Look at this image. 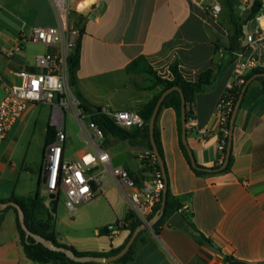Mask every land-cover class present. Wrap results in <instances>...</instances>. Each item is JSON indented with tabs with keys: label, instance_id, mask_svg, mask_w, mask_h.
<instances>
[{
	"label": "crops",
	"instance_id": "1",
	"mask_svg": "<svg viewBox=\"0 0 264 264\" xmlns=\"http://www.w3.org/2000/svg\"><path fill=\"white\" fill-rule=\"evenodd\" d=\"M233 14L243 21L255 1L233 0ZM210 3L222 7L217 19L206 10ZM78 7L74 19L83 32L80 35V62L76 72L77 86L89 104L111 110L137 111L164 87L154 84L151 75L131 72L129 67L145 58L153 70L163 78H171L174 62L188 81L216 69L231 59L227 49L229 38L235 32L229 0H72ZM24 18L18 36L11 38L0 34V99L6 88L15 84L24 71H36L37 59L54 50L31 40L34 27L57 26L58 21L50 0H0V9ZM95 13V14H94ZM29 20V21H28ZM28 21L31 26L26 24ZM253 20L243 25V33ZM28 27V28H26ZM1 33V32H0ZM12 43V46H10ZM43 48L34 58L25 51L24 44ZM226 55L229 57L226 59ZM226 59V61H225ZM232 84L230 64L216 86L198 93L194 104V118L187 125V142L196 163L203 168L221 165L218 146L220 122L217 113L222 95ZM76 88L69 87L75 95ZM51 110L44 128V146L48 125L56 129L63 125L68 143L79 142L74 157L65 146L64 155L75 159L80 153L94 150V144L81 131L66 128L64 117L50 104ZM45 109L31 108L19 119L0 144V201L5 202L18 193L23 177L32 176L34 182L42 171L25 168L18 155L23 149V137L35 112ZM74 118L75 110L70 109ZM82 126V125H81ZM155 126L159 132L162 157L166 166L168 188L181 206V227L161 226L156 233L146 230L137 248L135 259L128 264H226L229 256L246 264H264V87L259 77L253 79L239 107L232 135V168L225 172L198 174L186 159L180 146L176 111L169 107L158 112ZM133 131L136 129H127ZM43 146V151H44ZM110 157L112 167L127 169L135 178H141L145 156L150 154L145 136L123 140L107 132L101 144ZM42 151V157H43ZM27 156V150L24 157ZM100 185L98 195L106 204L102 213L106 218L100 230L114 221H123L132 210L131 190L122 189L113 173L98 167ZM45 216L40 220H46ZM60 244L78 251L95 252L115 250L123 246L129 230L117 233L64 237L53 227ZM0 264H36L26 257L20 244L16 214L0 217ZM121 264V263H108Z\"/></svg>",
	"mask_w": 264,
	"mask_h": 264
},
{
	"label": "built area",
	"instance_id": "2",
	"mask_svg": "<svg viewBox=\"0 0 264 264\" xmlns=\"http://www.w3.org/2000/svg\"><path fill=\"white\" fill-rule=\"evenodd\" d=\"M50 1L58 24L34 27L31 40L53 47L54 50L37 59L36 71L19 73L20 84H11L6 88L0 99V144L15 123L35 106L53 105L61 115L65 109L75 110L83 126L84 135L95 148L92 151L80 153L75 159H68L64 155L67 142L66 131L62 124H56L55 137L46 146L44 152L43 187L45 192L48 195H54V199H57L63 191L66 196L65 204L73 211L79 205L98 196L97 187L100 185V179L96 171L98 167L103 166L113 173L122 189L131 190L132 210L141 223L148 224L154 210L162 200L164 189L162 174L146 173L141 178H134L127 169L110 165L109 154L101 147L105 137L102 129L92 121L90 112L82 111L77 97L68 91L70 87L68 59L76 49L81 34L80 28L72 18V15L78 12V7L72 5V0ZM206 10L213 19H217L222 7L219 3H210L206 6ZM252 20L255 26L243 34L238 49L230 53L232 84L228 89L241 86L249 72L264 70V2ZM231 110V100L218 103L220 126L227 121ZM100 111L116 126L123 129H140L145 125L144 118L137 111L109 108H100ZM87 118L89 121L85 122ZM222 131L224 134L218 146L221 164L224 161L225 138L229 134L227 130ZM144 161L155 163L158 160L151 152L145 156ZM179 211L184 212L189 209L184 206ZM124 226L125 222L120 221L106 226V229L109 233H117Z\"/></svg>",
	"mask_w": 264,
	"mask_h": 264
},
{
	"label": "trees",
	"instance_id": "3",
	"mask_svg": "<svg viewBox=\"0 0 264 264\" xmlns=\"http://www.w3.org/2000/svg\"><path fill=\"white\" fill-rule=\"evenodd\" d=\"M234 1L229 0V5L232 10V20L235 25V32L233 35L230 36L229 38V44H228V51L231 53L232 51L238 49L240 45V40L243 36V25L247 24L249 21H251L254 16L259 12L262 2L261 1H255L253 5L251 6L250 10L248 11V14L244 17L243 21L239 22L235 15L233 14V7H234ZM74 13L72 15V18L75 22V24L80 28L79 22H77L74 19ZM83 32V28H80V33ZM81 35V34H80ZM79 42L80 38L78 40V44L76 47V52H72L71 55L69 56L68 59V67H69V84L72 88H76L77 86V77H76V72L79 67V62H80V53H79ZM231 63V59L228 60L226 63L220 64L216 69H208L204 72H202L198 79L196 81H188L186 80L183 75L181 74L179 70V65L177 62H174L171 67H170V72H171V78H163L159 76L151 67V65L148 64L145 58H140L132 63V65L129 67V70L131 72H145L149 75H151L154 79V84L156 85H162L164 87L163 91L152 98L148 103L143 105V107L139 110V114L144 118L145 120V125L144 127L140 129H136L133 131H129L127 129H123L121 127L116 126L110 118L107 116L103 115L100 111V108L97 112H92L89 107H88V101L81 95L80 91L76 88V93L75 96L80 102V108L84 112H90L91 113V119L94 121L98 126L102 129L104 136L107 132H110L114 134L115 136L119 137L120 139L123 140H129V139H135L139 136H145L148 140L149 143V148L152 153H154L153 146L151 144V139H150V133H149V123L151 120V117L153 115V112L156 107V103L161 96V94L169 88L172 87H177L178 90H174L170 92L169 94L166 95L164 98L162 105L160 107V110L163 108H173L176 111L177 114V119H178V129H179V135H180V146L181 149L184 152V155L186 156V159L188 162H190L189 154H188V148L184 144L182 140V121H181V116H182V97L181 93L184 96L185 103H186V118H187V123L194 118V104H195V98L198 93L202 92H207L212 90L216 84L219 82L220 78L222 77L225 69L227 66ZM264 70H253L249 72L246 77H245V82L239 86V87H233L231 89H227L226 92L222 95L221 99L219 102L224 101L228 102L231 100V112L228 115L227 121L224 123V125L220 126V138L223 137V129L229 131L230 128V119L232 116V111L234 107L237 104V101L240 97V94L242 92V89L244 85L256 74L262 73ZM260 80L263 82V87H264V77H259ZM159 110V111H160ZM56 129L48 125L47 127V132H46V138H45V146H44V151H43V157H42V171H43V159H44V152L46 149V146L53 141L55 137ZM154 137H155V142L156 146L162 156V147H161V142H160V136L159 132L155 126V131H154ZM226 145L224 148V159L226 156L227 152V144H228V136L225 138ZM221 158V155H220ZM223 159V160H224ZM234 162V156L233 152L231 150L229 162L227 165V168L222 171H229L232 168ZM144 167L141 169L140 174H154V173H161V167L159 165V162L156 161L155 163H150L148 161L143 162ZM192 169L198 173V174H209L203 167H193ZM130 173V172H129ZM132 177L133 174L130 173ZM42 191L44 190L43 187V174L40 175L38 178L37 182V188L34 193V195L26 196V197H18L13 195L10 197L7 201H14L16 202L23 210L24 216H25V223L27 228L32 232L37 235H40L46 239H49L53 241V243L56 246H61V247H66L71 249L76 255L83 256V255H93V256H102V257H109L112 255H115L119 253L128 240L130 239L131 235L135 231L137 227H139L142 223L136 218V215L133 210H130L123 222H125L124 228L129 230V236L126 240V242L123 244L122 247L115 249V250H109V251H95V252H82L76 250L72 246H67L64 244H60L57 241L56 235L54 233L53 227H54V217L49 213L45 211V198L42 196ZM52 202L54 204L57 203V199H53ZM162 202V200H161ZM161 202L157 205L156 209L154 210V213L150 217V219L156 214V212L160 209ZM0 203H2L0 201ZM8 209H13L15 214H16V224H17V229L19 232V237H20V244L24 250V253L27 258L32 260L36 264H99L96 262H89V263H79L71 260L67 255H65L62 252H56L52 251L49 248L45 247L43 244L37 242L33 237L27 236L25 231L22 229L20 222H19V216H18V211L13 208V207H7L5 210ZM181 209V206L177 203V201L173 198L170 189L168 188L167 192V201H166V207H165V212L161 216V218L153 225V230L154 232L158 233L159 229L161 226L165 225L167 221L177 212ZM4 211V210H3ZM45 211L46 212V220H40L39 215ZM0 212V216H1ZM100 234H105L108 233V230L106 227L99 232ZM145 233V230H142L138 237L136 238L134 244L131 246L130 250L122 257L119 259L113 261L114 263H121V264H128L132 262L137 253V248L138 245L143 242L142 241V236ZM224 261L226 264H246L245 262L235 260L229 256H223Z\"/></svg>",
	"mask_w": 264,
	"mask_h": 264
},
{
	"label": "rangeland",
	"instance_id": "4",
	"mask_svg": "<svg viewBox=\"0 0 264 264\" xmlns=\"http://www.w3.org/2000/svg\"><path fill=\"white\" fill-rule=\"evenodd\" d=\"M29 21V20H28ZM26 21L28 27L31 24ZM24 18L21 17L20 13H15V16L11 13L7 12L5 9H0V34L5 36H10L14 38L18 36L23 28ZM253 23H249V27L246 30H249ZM26 27V28H28ZM26 50L32 58L36 56L42 46L24 44ZM12 46V43L11 45ZM3 54L0 53V56ZM20 80H18L15 84H20ZM2 98V97H1ZM45 109L41 114L35 112L34 116L30 120L28 124V128L24 133L23 137V149L22 152L19 153V159H22L21 162L26 158L25 168H31L35 171L38 170V167L41 166L42 161V151L44 146V128L46 126V122L49 121L51 110L49 107L38 105L36 109ZM66 123V128L70 131L77 132L81 131L83 126L78 122L76 118L70 112V109H65L62 114ZM87 118L85 122H88ZM66 147L68 149V154L70 157H74L76 150L79 148V142L77 140H73V144L66 142ZM27 150V156L24 157V153ZM37 188V181L34 182L32 180V176H29L28 179L22 176L20 183L18 185V193H29L34 195ZM42 196L45 198V211L49 212L54 217V224L57 227L58 232L64 237H72V236H81L83 234L89 235H97L100 228L103 226L104 222H106V218H103L102 213L105 210L106 204L101 200V197L98 195L93 200L83 203L77 207L75 210H70L66 204V196L63 191H61L59 197L57 198V203L54 204L52 200L49 198L47 192L42 191ZM13 209L4 210L1 213V218H5L6 215H11L13 213ZM43 211L40 217L45 216ZM118 222L114 221L112 224H116ZM111 225V224H109ZM108 226V225H106ZM152 227L147 228L146 230H152Z\"/></svg>",
	"mask_w": 264,
	"mask_h": 264
},
{
	"label": "water",
	"instance_id": "5",
	"mask_svg": "<svg viewBox=\"0 0 264 264\" xmlns=\"http://www.w3.org/2000/svg\"><path fill=\"white\" fill-rule=\"evenodd\" d=\"M95 14V13H94ZM74 53L76 52V49H74L73 51ZM229 57V55H226V59ZM225 59V61H226ZM257 77H264V72L256 74L255 76H253L243 87L242 92L240 94V97L237 101L236 106L234 107L233 111H232V116L230 119V128H229V134H228V144H227V152H226V156L225 159L223 161V163L217 167V168H205V170L207 172H222L227 168L228 162H229V158H230V154H231V150H232V135H233V130H234V124H235V119L239 110V107L241 105L242 99L244 97V94L246 92V89L248 88V85L250 84V82L257 78ZM174 90H178L177 87H172L169 89H166L161 96L159 97L157 103H156V107L155 110L153 112V115L151 117L150 123H149V133H150V139H151V144L153 146V150H154V154L159 162V165L161 167V172H162V177L164 180V189H163V193H162V202H161V206L160 209L156 212V214L149 220L148 224H144L142 223L139 227H137L135 229V231L133 232V234L131 235L130 239L128 240V242L126 243V245L124 246V248L117 254L109 256V257H102V256H93V255H83V256H79L76 255L71 249L66 248V247H61V246H56L53 241L46 239L40 235H37L35 233H32L26 226L25 223V216H24V212L22 210V208L14 201H5L0 203V212H2L3 210H5L7 207H13L18 211V216H19V222L20 225L22 227V229L25 231L27 236L33 237L37 242L43 244L45 247L49 248L52 251H56V252H62L65 255H67L71 260L75 261V262H79V263H89V262H96L99 264H108L111 263L117 259H119L120 257L124 256L131 248V246L134 244L136 238L138 237L139 233L142 230H145L149 227H153V225L161 218V216L164 214L165 212V207H166V201H167V192H168V177H167V171H166V166L163 160V157L161 156L157 146H156V142H155V137H154V131H155V123H156V118L158 115V112L160 110V107L162 105V102L164 100V98L166 97L167 94H169L170 92L174 91ZM181 97H182V116H181V121H182V140L184 142V144L186 145V147L188 148V154H189V158H190V162L191 165L193 167H198L194 154L192 152V150L190 149L188 142H187V118H186V103H185V99L183 94L181 93ZM89 109L92 112H97L99 110V108L97 106L88 104ZM50 199H54L55 196L54 195H49ZM184 223V215L181 211H177L166 223L167 226H175V227H181Z\"/></svg>",
	"mask_w": 264,
	"mask_h": 264
}]
</instances>
